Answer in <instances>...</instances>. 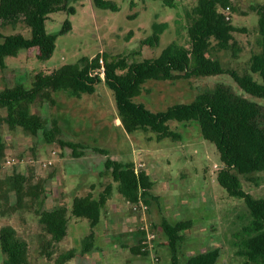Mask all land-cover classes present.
<instances>
[{
    "label": "rangeland",
    "instance_id": "374dc122",
    "mask_svg": "<svg viewBox=\"0 0 264 264\" xmlns=\"http://www.w3.org/2000/svg\"><path fill=\"white\" fill-rule=\"evenodd\" d=\"M108 1L115 4V10L98 8L92 0H69V6L75 9L74 14L65 11L49 14L45 30L56 37L51 57L40 60L36 48L21 49L16 56L6 57L4 67L0 65V92L17 84L29 88L37 72L49 74L63 65L92 58L99 52L123 55L131 63L157 58L172 42L188 46L184 15L192 9L196 0H173L172 7L165 5L164 0ZM232 4L234 11L227 9L224 13L230 16L232 25L239 30L233 33V49L212 50L210 57L217 58L224 68L242 74L249 71L250 57L259 52L255 8L264 4V0H232ZM66 20L71 29L62 32ZM163 23L167 27L160 34L158 43L144 44V40L153 34V25ZM0 33L3 36L21 34L30 38V30L23 23L4 26ZM252 77L261 81L257 74H252ZM218 84L260 105L261 117L257 124H261L264 99L244 93L227 74L173 82L149 80L143 84L142 93L134 101L142 103L151 112H162L173 105L191 103L197 94ZM54 97L56 105L37 98L31 112L40 115L47 127H51L52 120L56 119L62 129L63 140L87 147L82 156L74 158L70 148L61 147L57 142L47 143L40 132L32 136L20 128L9 129L1 121L6 111L0 109V137L6 148L0 177L32 170L34 180L45 179L44 208L56 207V202H62L69 208L75 196L91 192L97 197L105 185H112L111 198L101 210L96 227L95 247L98 251L78 255L63 264H132L136 259L145 264H170V250L160 225L163 221L174 224L185 220L193 225L184 232V240L179 245V264H186L192 254L213 248L220 250L218 264L243 262L244 259L236 255L235 244L239 241L237 233L248 224V210L243 199L229 196L216 181L217 168L221 167L219 154L214 144L201 137L197 121H170V130L177 133L180 140L164 138L157 141L156 134L150 130L126 133L121 125L115 124L114 98L103 83L97 85L93 95L74 98L66 92H57ZM93 147L106 150L108 157L93 152ZM106 158L122 163L143 160L153 183L151 193L156 200H150L149 210L147 206L145 210L133 211L128 205L127 217L123 220L126 237L120 234V230L113 232L109 229L116 215H110L106 210L113 204L121 207L126 203L117 192V184L105 172ZM8 159L11 161L9 164L6 163ZM47 161H52V164L44 166ZM134 167L139 171L141 162L137 161ZM239 179L243 191L254 198H264L263 172L239 175ZM120 216L121 213L119 219ZM5 225L12 226L26 237L29 264H53L38 253L34 238L40 226L33 213H17L7 219L0 217V228ZM141 225H147L148 234L153 236L152 251L148 250L147 255H135L129 249L133 241L130 234L140 232ZM142 229L145 233L146 230ZM88 232V221L73 218L69 213L67 235L59 242V250H78L81 239ZM141 237L145 239V234ZM121 242H124L123 246H128H120ZM3 260L0 250V264Z\"/></svg>",
    "mask_w": 264,
    "mask_h": 264
},
{
    "label": "trees",
    "instance_id": "16d2710c",
    "mask_svg": "<svg viewBox=\"0 0 264 264\" xmlns=\"http://www.w3.org/2000/svg\"><path fill=\"white\" fill-rule=\"evenodd\" d=\"M69 0H0V29L7 25L25 24L30 30V38L21 34L3 36L0 33V65L4 59L16 56L21 49L36 48L38 58L48 60L55 48V35L47 34L45 21L48 15L58 11L74 14ZM101 9L115 10L108 0H92ZM173 6V0H164ZM234 11L232 0H196L195 5L184 15L188 46L170 43L154 59L127 62L123 55L99 52L92 58H83L74 64L63 65L46 74L43 71L33 76L31 86L17 84L0 92V109L6 111L1 121L9 129L20 128L26 134L35 136L39 132L47 143L57 142L61 147L71 149L74 158L82 156L87 147L62 139V129L56 119L51 127L31 107L37 98L56 105L54 94L66 92L74 98L93 95L97 85L103 83L114 98L117 118L126 133L152 131L155 139L180 140V136L170 130V121H197L201 137L214 144L219 154L221 167L217 168L216 181L231 197L243 199L248 210V224L237 233L236 255L244 260L241 264H264V198H254L242 190L239 175L247 176L264 173V118L261 107L244 96L233 93L229 87L218 84L200 92L191 103L177 104L162 112H151L142 103L135 102L143 91V84L149 80L176 81L192 77H206L227 74L246 94L264 99V4L255 8L259 52L249 60V71L242 74L234 69L224 68L217 58H211L212 50L233 49V33L239 31L230 21L226 10ZM167 25L154 24L153 34L144 44H156ZM71 29L68 20L62 32ZM257 74L261 81L252 77ZM5 143L0 137V170L5 157ZM93 152L107 156L104 149L93 147ZM105 172L117 184V192L131 205L140 201L150 206L153 183L144 170H135L133 163L122 164L106 158ZM28 173L15 172L12 176L0 177V217L9 218L14 214L33 213L38 220L40 231L35 235L38 253L53 264H63L76 256L96 251V227L101 218V210L110 199L113 187L105 185L97 197L91 192L75 196L68 208L65 204L44 208L46 199L45 179L33 178ZM93 185L91 189H93ZM69 213L73 218L86 219L89 232L81 239L80 248L59 250V242L67 235ZM189 220L160 225L170 250V264H179V245L184 240V232L191 229ZM144 236V231L139 235ZM130 246L131 253L147 255L141 251L142 237ZM0 250L4 255L3 264H29V243L15 228L9 225L0 228ZM220 250L208 249L187 258L186 264H218Z\"/></svg>",
    "mask_w": 264,
    "mask_h": 264
},
{
    "label": "crops",
    "instance_id": "0c3cea01",
    "mask_svg": "<svg viewBox=\"0 0 264 264\" xmlns=\"http://www.w3.org/2000/svg\"><path fill=\"white\" fill-rule=\"evenodd\" d=\"M115 124L116 125H119L120 126V120L117 118L116 120H115ZM137 161H140L141 162V164H142V167H141V169L140 170H144L145 172H146V174L149 176V173H148V171L145 169V162L143 161V160H136V161H132L131 163H133V165L135 166L136 165V163H137ZM120 163H122V162H120ZM126 163H129V162H126ZM122 164H125V163H122ZM93 184H91L90 185V188H91V186H92ZM94 186V185H93ZM87 194V193H86ZM86 194H84V195H86ZM112 195V194H111ZM111 198V197H110ZM109 201V200H108ZM107 201V202H108ZM62 202H56L55 203V205H60ZM72 203V202H71ZM125 203H126V206H121V207H118V206H116V205H112V206H109L108 207V210H106L110 215H111V213H113L114 215H116V217H114V221L112 220L111 221V223L109 224L110 225V227H109V229L111 228L112 229V231L113 232H118V230H120L119 232H120V234H125V237L127 236V234L125 233L126 232V228H125V223L123 222V220H124V218L125 217H127V213H126V211H127V208H128V205L131 207V209H132V205L131 204H129L128 202H126L125 201ZM107 204V203H106ZM146 206H148V210H149V208H150V206L149 205H146ZM104 207H106V205L104 206ZM130 209V208H129ZM116 212H118L119 213V215H120V213H121V215L122 216H120V219H119V215H117V213ZM148 212V211H147ZM131 213V212H130ZM118 219H119V221H118ZM117 222H119V223H117ZM152 225V224H151ZM136 227V226H135ZM141 227V229L139 230V231H141V230H143L142 228H144L145 230L146 229H148V226L147 225H141L140 226ZM121 228H122V230H121ZM105 231H108V229H105ZM146 233V232H145ZM96 235H97V233H96ZM139 232L137 231L136 233H132V234H130V238H132L133 239V241H132V245H129V246H133V245H135L136 243H137V241H138V238H139ZM135 242V244H133ZM111 243H113V240H111ZM123 243L124 242H121V244H120V246H122V247H124V248H126L127 246H123ZM96 251H98V248L96 249ZM95 251V252H96ZM95 252H93V253H95ZM148 254V253H147ZM90 256H92V255H90ZM97 255H93V257H96ZM154 258L155 257H153V261H154ZM94 259V258H93ZM132 264H145L141 259L140 260H138V259H136V262H134V263H132Z\"/></svg>",
    "mask_w": 264,
    "mask_h": 264
},
{
    "label": "built area",
    "instance_id": "2783aa9c",
    "mask_svg": "<svg viewBox=\"0 0 264 264\" xmlns=\"http://www.w3.org/2000/svg\"><path fill=\"white\" fill-rule=\"evenodd\" d=\"M52 154H55V152H52ZM11 161L8 159L7 161H6V163L7 164H9ZM52 164V161H47V162H45V163H43V165L44 166H49V165H51ZM139 166H141L140 164H139ZM147 208V206H146V204H144L142 201H140L137 205H132V210L133 211H136V210H138V209H142V210H145ZM153 238V236L152 235H149L148 234V232H147V229H146V233H145V239H143L142 241H141V251H146V252H148V250L149 251H152V247H151V244H152V239Z\"/></svg>",
    "mask_w": 264,
    "mask_h": 264
}]
</instances>
